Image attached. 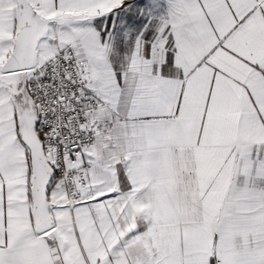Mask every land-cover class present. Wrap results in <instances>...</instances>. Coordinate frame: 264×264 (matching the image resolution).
<instances>
[{
	"label": "snow or ice",
	"instance_id": "snow-or-ice-1",
	"mask_svg": "<svg viewBox=\"0 0 264 264\" xmlns=\"http://www.w3.org/2000/svg\"><path fill=\"white\" fill-rule=\"evenodd\" d=\"M0 264H264V0H0Z\"/></svg>",
	"mask_w": 264,
	"mask_h": 264
}]
</instances>
